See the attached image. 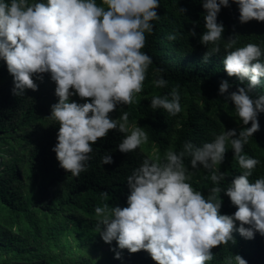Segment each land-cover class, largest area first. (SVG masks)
I'll use <instances>...</instances> for the list:
<instances>
[{"label":"clouds","instance_id":"clouds-1","mask_svg":"<svg viewBox=\"0 0 264 264\" xmlns=\"http://www.w3.org/2000/svg\"><path fill=\"white\" fill-rule=\"evenodd\" d=\"M238 5L239 22H264V0H232ZM159 0H0V58L13 78V95L26 89L38 90L33 75L42 80L49 74L55 83L58 101L51 105L47 119L58 125L57 143L52 148L59 166L74 177L88 170L93 145L110 130L125 134L117 145L121 153H130L149 137L137 122L129 128V113L124 111L112 119L109 113L118 105L139 103L144 81L153 63L141 49L146 33L153 34L152 21L159 20ZM229 0H203L204 29L200 43L207 51L202 60L220 53L224 26L217 22L222 7ZM183 14L186 9H179ZM190 35H196L194 29ZM169 40L176 39L169 35ZM234 35L224 40L226 56L223 68L241 85L228 92L231 85L224 80L219 94L234 106L242 123L236 129L213 134L211 142L196 145L185 141L179 152L169 148L163 158H145L126 178L129 194L126 207L103 203L94 209L96 231L106 244L116 242L129 253H149L156 264H206L214 259L212 249L229 242L235 244L233 231L251 240L256 233L264 235V177L250 182L258 159L243 153L244 146L259 131L258 115L264 112V95L255 99L250 93L264 78V51L254 43L233 49ZM211 45V47H208ZM163 69H156L152 81L158 89L166 88ZM78 96L83 103L70 102ZM150 107L163 109L170 116L182 111L178 87L165 95H154ZM250 127H245L249 125ZM230 143L233 157L244 171L232 178L224 189L219 185L225 175L217 168L225 159ZM190 157L189 164L184 160ZM113 163L105 154L101 165ZM211 172L213 183L208 195L196 191L192 184L195 172ZM223 192L236 211L221 214ZM102 200L109 201L106 191ZM239 222V226H236ZM247 225V227H246ZM115 251L114 249H110ZM114 258L120 259V251ZM247 264L240 255L229 257L226 264Z\"/></svg>","mask_w":264,"mask_h":264},{"label":"trees","instance_id":"trees-1","mask_svg":"<svg viewBox=\"0 0 264 264\" xmlns=\"http://www.w3.org/2000/svg\"><path fill=\"white\" fill-rule=\"evenodd\" d=\"M101 2L97 0L98 4ZM202 3L203 0H159L156 11L160 18L152 21L153 34L146 33L145 47L141 49L153 63L143 91L137 95L139 103L118 105L109 113L116 119L127 111L129 128L137 122L147 133L148 143L130 153H121L117 145L125 134L110 130L93 145L88 170L78 177L62 169L52 151L59 126L47 119L51 105L58 101L50 75L42 74V80L33 75L38 90L26 89L23 95H13V78L0 58V264H156L146 251L129 253L118 249L115 241L104 243L96 231L94 209L106 202L126 207V178L145 158H163L169 148L179 152L185 141L199 146L211 142L213 134L224 128L238 132L242 127L234 106L225 99L228 93L219 94L224 80L231 85L229 93L238 86L247 87V81L241 85L237 77H229L224 71V40L234 35L237 43L231 50L254 43L264 51V22L240 23L238 5L229 0L230 6L222 7L217 16V22L224 26L221 51L205 63L202 57L207 49L200 43L206 15ZM179 9L187 11L182 14ZM193 29L194 36L189 33ZM169 35L176 39L169 40ZM156 69L164 70L159 75L167 80L166 88L154 87ZM174 87H178L180 95L179 114L170 116L163 109L150 107L154 95H165ZM250 95L254 99L264 95V78ZM71 101L84 102L78 96L70 97ZM258 121L259 131L243 149L244 154L260 161L250 182L264 177V112L258 115ZM250 126L249 123L245 127ZM227 149L224 162L216 166L226 177L219 185L224 189L244 171L233 157L230 143ZM105 154L112 156L113 163L101 165ZM189 160L190 157L185 158V165ZM192 171L195 175L189 182L207 196L215 186L211 172L202 168ZM104 191L109 201L102 200L100 193ZM219 196L220 213L232 215L236 207L223 192ZM233 236L236 243L214 247V259L206 264H226L234 255H240L247 264H264V235L256 233L248 240L234 230ZM110 249L120 251L121 258H114L115 251Z\"/></svg>","mask_w":264,"mask_h":264}]
</instances>
